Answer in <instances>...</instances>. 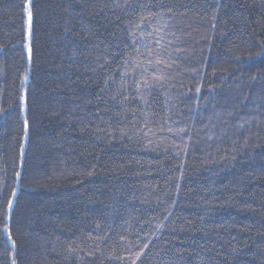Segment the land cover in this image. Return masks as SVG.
<instances>
[{"label": "trees", "instance_id": "trees-1", "mask_svg": "<svg viewBox=\"0 0 264 264\" xmlns=\"http://www.w3.org/2000/svg\"><path fill=\"white\" fill-rule=\"evenodd\" d=\"M0 264H264V0H0Z\"/></svg>", "mask_w": 264, "mask_h": 264}, {"label": "snow or ice", "instance_id": "snow-or-ice-1", "mask_svg": "<svg viewBox=\"0 0 264 264\" xmlns=\"http://www.w3.org/2000/svg\"><path fill=\"white\" fill-rule=\"evenodd\" d=\"M25 126H26V128H27V124H26ZM13 194H15V193H13ZM12 203H13V201H12V200H9V207L12 206Z\"/></svg>", "mask_w": 264, "mask_h": 264}]
</instances>
